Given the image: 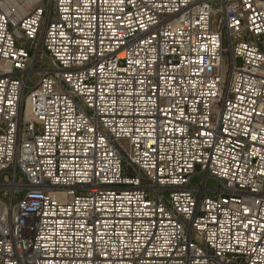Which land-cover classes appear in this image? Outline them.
<instances>
[{"label":"built area","instance_id":"built-area-1","mask_svg":"<svg viewBox=\"0 0 264 264\" xmlns=\"http://www.w3.org/2000/svg\"><path fill=\"white\" fill-rule=\"evenodd\" d=\"M0 264H264V0H0Z\"/></svg>","mask_w":264,"mask_h":264},{"label":"rangeland","instance_id":"rangeland-1","mask_svg":"<svg viewBox=\"0 0 264 264\" xmlns=\"http://www.w3.org/2000/svg\"><path fill=\"white\" fill-rule=\"evenodd\" d=\"M236 65H237V67H241V66H242V61H241V59L236 60ZM34 81L36 82V78H34ZM194 185H198V181H195V182H194ZM215 186H216V183H215L214 181H212V180H209V181H208V187H209V188H213V187H215Z\"/></svg>","mask_w":264,"mask_h":264}]
</instances>
